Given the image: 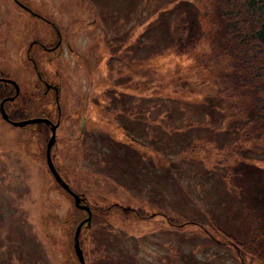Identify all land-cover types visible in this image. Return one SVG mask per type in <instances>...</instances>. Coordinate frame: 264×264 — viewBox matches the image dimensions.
Wrapping results in <instances>:
<instances>
[{
	"label": "rangeland",
	"instance_id": "obj_1",
	"mask_svg": "<svg viewBox=\"0 0 264 264\" xmlns=\"http://www.w3.org/2000/svg\"><path fill=\"white\" fill-rule=\"evenodd\" d=\"M23 1L56 26L36 21V37H62L40 67L60 93V116L49 95L53 159L92 212L79 234L86 263L243 264L227 240L264 230V130L250 119L254 95L232 93L209 2ZM29 18L0 0V72L20 87L17 113L32 114ZM30 133L0 114V264H80L74 234L88 212L49 172L51 134Z\"/></svg>",
	"mask_w": 264,
	"mask_h": 264
},
{
	"label": "trees",
	"instance_id": "obj_2",
	"mask_svg": "<svg viewBox=\"0 0 264 264\" xmlns=\"http://www.w3.org/2000/svg\"><path fill=\"white\" fill-rule=\"evenodd\" d=\"M207 1L218 13L224 25L221 53L231 62L232 72L228 82L233 88L232 93L239 96L243 91H248L254 95L251 103L249 102L250 119L253 118L258 129L264 130V0ZM191 23L195 24L192 20ZM190 27L194 32V26ZM9 117L23 120L29 117V113L23 108L19 113H13ZM54 181L57 183L55 179ZM57 185L70 195L58 183ZM102 210L109 209L102 208ZM255 228L251 226L246 228L247 232L252 233V239L248 243L227 240L234 244L235 253L243 264H246L247 257L249 263L257 261L264 264V230L260 233L255 231ZM219 230L221 231V228Z\"/></svg>",
	"mask_w": 264,
	"mask_h": 264
},
{
	"label": "flooded vegetation",
	"instance_id": "obj_3",
	"mask_svg": "<svg viewBox=\"0 0 264 264\" xmlns=\"http://www.w3.org/2000/svg\"><path fill=\"white\" fill-rule=\"evenodd\" d=\"M13 1L16 3V5L20 9L24 10V12H26V14L30 17L29 18L30 20H27L26 22H27L28 27L32 29L33 36H31V42L26 49L25 58L29 61L32 68L36 71L35 74L37 75L38 85H39L38 90L32 91V90L27 89L26 91H24L26 92L25 94L28 100V105L30 108H32V112H31L32 114H29V117H27L26 119L47 118L48 120L51 121V124H46L44 122H36V123L28 124L26 127H29V129L31 130L30 134H32L33 136H36V137L39 136V137L45 138V135H47V133L51 134V126L56 124V122L53 121L52 119L53 112L49 109L50 103H51V100H49L50 99L49 95H50V92L55 91L56 99L54 102V105H55L54 110L56 109L55 111L59 113L58 103H60V100H59L60 93L57 87H55L54 85H52L50 82H48L45 79L46 78L45 72L43 69H41L40 65H42L41 60H44L45 55H48L47 57H45V58H48L51 54H56V52L61 50L60 48H62L61 47L62 37L57 29L56 33H57V37L59 40L57 39L56 41L57 44L54 43L52 46L49 45V43L46 44L43 41L45 37H43L42 39H40L39 37H36L34 30H33L34 29L33 23H36V21L47 25L46 26L47 29L48 28L50 29L52 27L56 29L55 28L56 26H54V23L51 20L47 19L39 11H36L34 8L29 7V3L24 2L23 0H13ZM47 68H48V65H47ZM14 82L17 84V82L14 79H12L11 77H7L3 72H0V100L1 102L5 100L4 109H5V112L8 114V116L12 115L13 113L18 112V109L16 110L15 107L12 105L16 97V90H17V85H18V84L16 85ZM19 90H20V87H19ZM4 93L5 95L3 96ZM12 97L14 98L10 99ZM36 104L38 106H36ZM0 114H1V108H0ZM30 115L32 117H30ZM1 117H2V114H1ZM2 119L4 120L3 117ZM11 120L16 121L14 119H11ZM6 122L12 125L9 121H6ZM59 125H60V122L58 126ZM58 126L56 130L58 129ZM54 164L55 166H57L55 161H54Z\"/></svg>",
	"mask_w": 264,
	"mask_h": 264
},
{
	"label": "water",
	"instance_id": "obj_4",
	"mask_svg": "<svg viewBox=\"0 0 264 264\" xmlns=\"http://www.w3.org/2000/svg\"><path fill=\"white\" fill-rule=\"evenodd\" d=\"M18 92H19V87L17 85L16 95L18 94ZM13 98L14 97H12L10 99H13ZM4 102H5V100H3L0 103L2 117L4 118V120L9 121L13 126L24 127V126H26L28 124L36 123V122H44L46 124H51L50 120L44 119V118H33V119H26V120H21V121H12L9 118L8 114L5 112ZM57 125H58V123L51 126V137H50V139L48 141L47 149H46L47 165H48V168H49L50 172L52 173L53 177L57 181V183L61 187H63L67 192H69L70 195L74 198V202H75L76 206L81 208V209H84V210H86L88 212L87 217L85 219H83L77 225L76 230H75V234H74V248H75L76 256H77L80 264H87L86 261H85V258H84L83 251H82V249L80 247L79 234H80V230H81V228H82V226L84 224L87 227L90 226V220H91L92 212H91L90 207H88L86 204H82L81 203V196L79 194L75 193L71 189L70 185L62 178V176L60 175V173L58 172V170L56 169V167H55V165L53 163L52 156H51V149H52V146L56 142V128H57Z\"/></svg>",
	"mask_w": 264,
	"mask_h": 264
}]
</instances>
